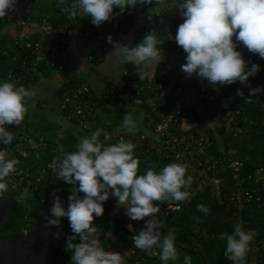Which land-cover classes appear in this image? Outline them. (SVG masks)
Instances as JSON below:
<instances>
[{
	"label": "clouds",
	"instance_id": "1",
	"mask_svg": "<svg viewBox=\"0 0 264 264\" xmlns=\"http://www.w3.org/2000/svg\"><path fill=\"white\" fill-rule=\"evenodd\" d=\"M18 0H0V18L9 12L17 11ZM154 0H75L71 16L87 15L90 22L99 27L115 16L123 15L130 8L139 5H152ZM65 0H59L63 5ZM160 6L163 0H155ZM114 9L119 12L114 13ZM65 11V8H61ZM178 13L183 22L175 34V43L186 55V63L181 70L188 77L196 75L207 80L210 85H232L239 81L249 87V95L264 92V86L252 88L248 83L260 71L258 64L244 59L237 48L243 45L249 52L264 59V0H183L178 4ZM5 27L4 31L7 32ZM173 39V37H171ZM235 40V42H234ZM113 56L131 63L137 68V76L144 79L155 76L158 64L165 57L154 31L146 34L143 40L128 46L114 42ZM238 42V43H237ZM249 65H251L249 67ZM236 94L244 97L243 91ZM34 91L14 82H0V143L11 145L15 133L7 131L5 125L20 126L28 107L27 100L33 98ZM210 123L208 126H212ZM119 131L135 134L137 121L131 113L123 117ZM103 135V142L100 137ZM112 139L103 128H97L90 135L77 138L75 151L55 156L48 167L66 184L70 185L67 209L56 192L52 193L53 207L51 219L41 213L47 221L45 227H59L62 218H67L73 235L67 237L66 251L71 252L70 264H124L128 253L106 251L99 240V232L94 226L96 217L104 215V202L110 197L117 199V207L123 208L125 215L133 221H145L137 235L131 237L134 247L140 251L152 252L158 248L163 264L178 259L175 247L176 237L168 228L164 235L158 229L167 225L158 218L160 207L154 202L171 200L182 202L190 197L187 190L192 184V176L186 177L188 165L169 163L159 171L155 166L148 167L144 174H138L140 160L135 156L136 145L121 138L116 143H105ZM6 157H9L6 159ZM20 161L9 155L8 148L0 150V193L8 190L7 178L16 172ZM83 193V196L80 194ZM197 210L208 214L209 209L197 204ZM135 231L133 226H127ZM256 233L245 230L243 222L233 225V231L222 232L219 239L226 241L224 256L232 264H244ZM79 240L78 243L73 241ZM187 255V254H185Z\"/></svg>",
	"mask_w": 264,
	"mask_h": 264
},
{
	"label": "built area",
	"instance_id": "2",
	"mask_svg": "<svg viewBox=\"0 0 264 264\" xmlns=\"http://www.w3.org/2000/svg\"><path fill=\"white\" fill-rule=\"evenodd\" d=\"M71 5L73 4H64L65 10L76 11ZM31 6L34 7L33 4ZM17 7L21 11L26 10V12L31 9L29 6H25L22 1L17 3ZM75 17L71 16V18ZM10 18L15 21V33L19 37V41L22 42L20 45L22 54L20 55L23 58V64L20 71L9 74V82L29 80L37 75L40 77L46 70L49 72L63 70L70 60L69 43L71 38L95 41L89 56L91 61H96L98 55L104 54L108 50L107 37L109 36L96 32L91 26L73 28L70 27V23L52 21L45 17L32 18L28 16L24 18L21 13L19 16ZM174 37L175 34H172L170 39L175 47L173 53H176L182 48L175 43ZM237 51L243 53L246 61H251L257 55L249 52L243 45L238 47ZM162 55L165 59L169 56L166 50L162 51ZM27 65H29L28 68ZM66 85H63L65 86L64 97L59 102L60 110H68L69 114L65 116L68 120H76L84 128L89 129L90 125L87 120L96 116V108L100 100L92 99L91 87L86 80H81L73 88H67ZM217 86L218 89L215 93L210 89L198 93L206 110L212 115L206 121L193 120L184 115L183 109L188 104L183 84L176 83L166 87L162 76L157 74L147 76L143 83L129 82L127 88L123 84L108 85L100 95V99L105 101L118 96L131 104L143 106L146 125L151 133L136 131L135 134H132L124 130L119 132L118 137L120 139L132 138L137 147L157 155L160 159H168L171 163L187 164L185 178L191 175L193 180L191 186L188 189H182V191L190 192L189 201L201 194H209L219 204L238 206L243 209L253 201L263 202L264 165L253 172H246L244 162L235 157L234 149H226L225 141L229 136H238L254 126L264 127V107L261 117L253 118L248 114L246 108L236 104L234 93H231L230 96L227 95L229 87ZM146 90L155 92L147 101L143 97ZM169 98L174 101L172 105L171 103L167 104ZM243 98L249 100L245 93ZM72 99H75V104L70 107ZM165 105L171 108L169 112L162 109ZM210 123L213 125L208 126ZM5 128L7 131L15 133L12 144L7 146L9 155L20 161L16 166V172L7 178V182L17 188L16 200L25 202L29 192L39 193L43 181L50 177H59L48 167L51 162L46 166H42L40 163L42 159L40 149L48 144V140L44 136L36 137L29 134L23 123L18 127L5 125ZM29 158H34L32 163H27ZM219 171L229 172L230 181H227L226 176L219 175ZM180 208L179 204L171 205L165 208V214L170 215L173 210ZM147 219L149 218L146 217L141 221L131 220L125 226L128 234L124 241V249L128 253V259L124 264H146V259L141 256V251L134 247L131 237L139 233L140 224ZM241 221L247 231V221L239 218L238 222ZM129 224L135 231L129 230L127 227ZM32 230L26 227L23 234H28ZM262 246L264 247V239L260 243L253 241L245 256L244 264H249L252 256H255L257 261V252ZM224 258L226 264H232L225 256Z\"/></svg>",
	"mask_w": 264,
	"mask_h": 264
},
{
	"label": "trees",
	"instance_id": "3",
	"mask_svg": "<svg viewBox=\"0 0 264 264\" xmlns=\"http://www.w3.org/2000/svg\"><path fill=\"white\" fill-rule=\"evenodd\" d=\"M22 1L25 6H29L31 9L26 12V10H19L9 12V14L0 18V82L9 81V74L11 72L20 71L23 64V58H21L22 52L20 49L21 41L15 33V21L11 19L12 16L23 15L24 18L31 16L32 18L45 17L52 21H57L61 23H70V27L80 28L82 26H91L98 33H102L113 38L124 37L129 35L135 29L138 31L137 38L133 46L139 44L144 36L150 31H154L157 38L164 42L160 47L166 50L169 55L174 54L175 49L170 36L176 34L179 24L183 22L180 14L178 13V4L183 3V0H163V3L158 6L155 0L152 5H137L134 9H129L123 15L115 16L107 22L102 23L99 27L93 25L90 22V17L87 15L77 14L75 18H71L69 11H61L64 8V4H73L75 0H65L63 5L59 4V0H18ZM17 2V3H18ZM34 5L31 6V5ZM78 11V10H76ZM119 12V9H114V13ZM72 21V22H71ZM5 27L8 28L7 32L4 31ZM235 42V40H234ZM180 51V50H179ZM103 54L98 55L96 62H99ZM252 63L258 64L260 66V71L255 77H250L248 83L252 88L264 86V59H261L256 55L252 60ZM251 65H249L250 67ZM29 65H27V68ZM44 65L40 68L43 69ZM44 76H48L49 71L42 72ZM137 68L135 65L130 64L128 67L127 74L124 78V87H128L129 82H141L146 80L140 79L137 76ZM159 75V74H157ZM163 78L164 86H168L170 82ZM40 77L35 76L34 78H29L26 80H20L15 84L17 86H24L29 89L32 84L38 83ZM207 81V80H206ZM80 81L75 79L71 80L64 85L67 88L75 87ZM89 83V82H88ZM114 84L112 80H109L108 85ZM90 85V83H89ZM229 87V92L227 95L230 96L234 93V99L236 104H239L246 108L248 114L255 118H260L263 114L264 107V93H259L255 96L249 95V87L241 84L239 81L232 85H224ZM91 87V85H90ZM65 86L57 90V95L60 100L64 97ZM237 89L243 91L249 100H245L236 94ZM206 88H201L199 93L205 92ZM92 99H99L98 107L96 108V116L94 118H89L88 124L95 129V124L100 123L101 116L108 111H111L110 105H125L130 103L118 96H114L103 101L96 95L93 88ZM155 94L152 90H146L143 93L145 101ZM173 99L169 98L167 104H173ZM28 104V100H27ZM75 104V99L70 102V107ZM205 108V105H204ZM60 109V108H59ZM165 112H169L171 108L168 105L162 107ZM206 110V108H205ZM63 115L69 114L68 110H61ZM183 114L190 117L193 120L206 121L209 116L212 115L205 111V114H199L193 106L187 105L183 109ZM77 122L76 120H72ZM23 125L27 132L33 136L39 137L44 136L48 140L46 147H41L40 153L42 156L41 164L46 166L47 163L52 162L55 156L62 155L64 153L75 151V145L77 139L66 134L61 136L60 141L57 143L53 137H47L44 132L48 129L54 130V127L48 122L47 118L41 113L33 108L28 107L25 114ZM105 129L110 135H113L115 127L113 125L100 126ZM38 128H42L44 131L41 135L38 133ZM126 141H131L135 144L134 140L130 137L124 138ZM103 142V135L100 137ZM118 139H111L107 143H116ZM226 149L232 148L236 151V158L241 159L244 164V170L246 172H253L259 167L264 165V127L254 126L250 128L247 132L240 134L238 136H229L225 141ZM136 145V144H135ZM61 146V148L59 147ZM7 148L6 145L0 143V150ZM14 148V147H13ZM134 154L140 160V166L138 174H144L148 167L155 166V170L159 171L163 166L171 163L168 159H160L157 155L146 152L143 148L136 146ZM34 158L27 159V163H32ZM22 164V162H21ZM229 173V172H228ZM228 173L220 172L219 175L226 176L227 181H230ZM8 190L3 192L4 194H9L15 198L18 195L17 188L13 184L8 183ZM70 185L63 182L60 178L50 177L46 181H43L39 190V193L32 194L29 192L27 200L25 202L17 201L14 208L9 211V214L14 221L13 225L8 228L0 230V237L4 239L5 242L10 241L14 236L21 235L24 233V228L28 227L30 230L34 229L36 222L33 218V211L36 207L40 205H45L50 210L53 207V196L52 193L55 191L56 195L60 197L63 201V206L65 209L68 207V196L71 194L69 192ZM83 196V193L80 194ZM264 197V192L262 193ZM179 204L181 206L178 210H173L169 217L170 225L174 227V235L176 237V242L181 246H186L194 260L195 264H226L224 258V251L226 248V241L220 240L219 235L222 232H228L229 234L233 231V225L238 222L239 218H243L247 221L248 230H254L256 235L253 239L254 242L260 243L264 239V199L263 202L257 203L253 201L247 206L239 208L238 206H227L224 204L217 203L209 194H201L192 200H186L182 202H177L174 200L164 202L165 208L171 205ZM197 204H203L208 209L209 212L205 215L203 212L197 210ZM104 215L102 217H96L94 220V226H100L104 220L110 219L112 216L110 214L111 204L110 201L104 202ZM111 216V217H110ZM63 221L67 223L64 230L54 233L52 238L44 242L41 245V250L46 252L51 257H59L62 264H70L71 252L66 251V242L69 235H73L69 222L67 218H62ZM124 229V235L128 234V230L120 225ZM102 237V239H104ZM78 243L79 240L73 241ZM107 248V247H106ZM142 257L146 259V264H156V259L148 258L141 254ZM154 261V262H153ZM250 261V260H249ZM259 264H264V247L262 246L257 252V261Z\"/></svg>",
	"mask_w": 264,
	"mask_h": 264
},
{
	"label": "crops",
	"instance_id": "4",
	"mask_svg": "<svg viewBox=\"0 0 264 264\" xmlns=\"http://www.w3.org/2000/svg\"><path fill=\"white\" fill-rule=\"evenodd\" d=\"M137 34L138 31L135 29L127 36L112 37V39L114 42L133 46ZM94 43L95 41L92 39L71 38L69 43L70 60L65 68L61 71L52 70L48 73V76H40L38 83L29 86V89L35 93L33 98L28 99V105L34 102L35 106L29 107L41 112L52 127H56L52 137L57 143L63 135L70 134L77 139L78 137L90 135L97 128H102L100 126L104 124L113 125L115 127L111 137L113 139H118L120 132L118 129H120L123 117L126 113H131L137 121L138 132L150 134L151 130L146 125L143 106L131 103L125 105L111 104L109 106L111 111L105 112L101 116L100 123L94 126L95 129L92 128L91 125L89 129H86L81 123L70 121L62 114L59 109L57 90L71 80L88 81L98 97H100L107 87L109 80H112L118 85L124 84V78L131 63L113 56L114 47L108 42V50L103 54L101 60L99 62L91 61L89 56ZM186 55L183 49L169 55L167 59H164L162 63L158 64L155 74H159L167 79L170 82L169 85L182 83L187 104L193 106L199 114L204 115L206 110L203 101L198 96L199 90L201 88H206L215 93L218 86L210 85L208 81L201 80L196 75L188 77V75L181 70V65L186 63ZM59 147L61 148V146ZM109 201L111 204L110 214L112 217L110 216L111 218L108 220L103 219L101 225L96 226L99 232V240L106 251L117 252L123 255L126 253L124 249L126 234L124 235V229L120 225L126 226L131 219L125 215L123 208L117 207L116 198L110 197ZM154 204L160 207L158 218L167 225V227L158 230L161 231L162 234L167 235L168 228H170L174 234V227L170 225L169 217L165 214L164 202H154ZM144 224L145 221L140 224V230L144 227ZM104 236L105 238L102 239ZM175 247L179 253L178 259L174 262L169 261L168 264H195L186 246H181L176 242ZM158 252L159 249L154 248L151 253L141 251V254L148 258L156 259V264H163L159 258ZM127 256L124 257V262L128 259ZM249 264H256L255 256L250 258Z\"/></svg>",
	"mask_w": 264,
	"mask_h": 264
},
{
	"label": "water",
	"instance_id": "5",
	"mask_svg": "<svg viewBox=\"0 0 264 264\" xmlns=\"http://www.w3.org/2000/svg\"><path fill=\"white\" fill-rule=\"evenodd\" d=\"M16 203L14 196L0 193V230L13 225L9 211ZM42 212L52 218L50 208L45 205L36 207L33 211L36 226L28 234L14 236L8 242L0 237V264H62L59 257L43 252L41 245L49 241L54 233L64 230L67 223L62 220L59 227H45L47 221L43 219Z\"/></svg>",
	"mask_w": 264,
	"mask_h": 264
},
{
	"label": "rangeland",
	"instance_id": "6",
	"mask_svg": "<svg viewBox=\"0 0 264 264\" xmlns=\"http://www.w3.org/2000/svg\"><path fill=\"white\" fill-rule=\"evenodd\" d=\"M56 127H54V130H55ZM44 130V129H43ZM42 130V128H38V133L41 135L44 131ZM54 130L52 129H48L46 130V132H44V135H46L47 137H51L54 135Z\"/></svg>",
	"mask_w": 264,
	"mask_h": 264
}]
</instances>
